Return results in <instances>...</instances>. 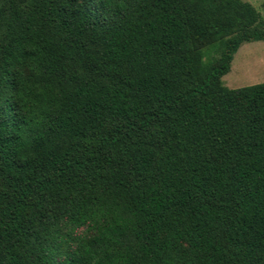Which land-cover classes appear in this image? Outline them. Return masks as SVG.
Instances as JSON below:
<instances>
[{
    "label": "trees",
    "instance_id": "obj_1",
    "mask_svg": "<svg viewBox=\"0 0 264 264\" xmlns=\"http://www.w3.org/2000/svg\"><path fill=\"white\" fill-rule=\"evenodd\" d=\"M258 41L243 0H0V264H264Z\"/></svg>",
    "mask_w": 264,
    "mask_h": 264
},
{
    "label": "rangeland",
    "instance_id": "obj_2",
    "mask_svg": "<svg viewBox=\"0 0 264 264\" xmlns=\"http://www.w3.org/2000/svg\"><path fill=\"white\" fill-rule=\"evenodd\" d=\"M250 3L264 19V0H243ZM221 50V49H220ZM219 50V51H220ZM207 59L215 60L220 54L218 48L213 51L204 49ZM222 84L229 89H238L264 82V42H243L240 44L233 60L230 71L222 77Z\"/></svg>",
    "mask_w": 264,
    "mask_h": 264
}]
</instances>
